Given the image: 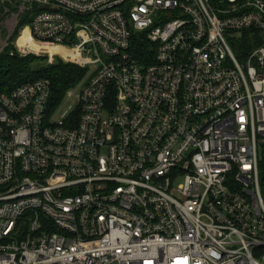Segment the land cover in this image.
Listing matches in <instances>:
<instances>
[{"label":"built area","instance_id":"built-area-1","mask_svg":"<svg viewBox=\"0 0 264 264\" xmlns=\"http://www.w3.org/2000/svg\"><path fill=\"white\" fill-rule=\"evenodd\" d=\"M31 1L85 75L0 92V264H264V1Z\"/></svg>","mask_w":264,"mask_h":264},{"label":"trees","instance_id":"trees-1","mask_svg":"<svg viewBox=\"0 0 264 264\" xmlns=\"http://www.w3.org/2000/svg\"><path fill=\"white\" fill-rule=\"evenodd\" d=\"M217 1L212 0L213 3ZM31 2V0H0V32L1 22L4 18L9 13H18L21 6L25 7L24 11L20 13L21 28L27 25L32 15L37 11V6L34 3L30 5ZM261 35L256 30L241 32L238 39L232 42L235 56L238 59H242L249 51L264 45ZM9 50L10 48H5L0 53V92H7L23 83L45 78L50 82V103L56 105L63 99L66 92L76 86L85 75L84 68L73 63H65L58 58L51 63L41 65L39 63H41L40 61H45L44 57L38 58L32 54L22 56ZM24 50L41 53H62L57 47L39 45L33 49ZM135 55L138 58H142L144 54L138 48Z\"/></svg>","mask_w":264,"mask_h":264},{"label":"rangeland","instance_id":"rangeland-1","mask_svg":"<svg viewBox=\"0 0 264 264\" xmlns=\"http://www.w3.org/2000/svg\"><path fill=\"white\" fill-rule=\"evenodd\" d=\"M31 4L32 2L30 3V5ZM20 18H21L20 13L18 14L16 12H12L9 13L6 16V18H4V20L1 22L0 53L5 48H10L9 51H11L12 53L14 52L22 56L27 54H32L38 58L44 57L45 61H40L41 63H39L41 65L45 63H51L56 58L59 59L58 53H46V52L41 53V52L24 50V49H33L35 46H38L39 44H36L31 39H29V37L27 36V29H21ZM239 35L240 33H230V34L227 33L225 35L232 50H233L232 42L238 39ZM261 37L262 40H264V33H262Z\"/></svg>","mask_w":264,"mask_h":264},{"label":"bare ground","instance_id":"bare-ground-1","mask_svg":"<svg viewBox=\"0 0 264 264\" xmlns=\"http://www.w3.org/2000/svg\"><path fill=\"white\" fill-rule=\"evenodd\" d=\"M62 51V50H61ZM63 54H65L63 51H62Z\"/></svg>","mask_w":264,"mask_h":264}]
</instances>
